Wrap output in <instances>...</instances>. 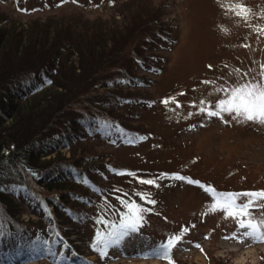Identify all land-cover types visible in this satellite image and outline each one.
<instances>
[{
	"label": "rangeland",
	"instance_id": "374dc122",
	"mask_svg": "<svg viewBox=\"0 0 264 264\" xmlns=\"http://www.w3.org/2000/svg\"><path fill=\"white\" fill-rule=\"evenodd\" d=\"M236 3L248 9L247 20L227 10ZM149 16H159L160 22L144 23ZM1 19L24 29L37 25L47 31L37 47L35 41L26 46L29 56L13 70L24 66L28 70L8 81L13 88L28 81L35 69L50 65L60 44L76 43L83 52L84 70L80 75L72 71L81 63L76 50L68 53L67 61L61 60L66 76L59 78L54 89L67 83L68 96L85 93L75 97L70 115L53 121L51 134L64 130L68 122L83 121L81 116L88 117V130L82 128L85 136L77 138L70 149L62 147L60 153L69 161H78L80 171L89 174L96 187L108 190L96 200L95 207H79L74 200L67 204L79 210L75 221L78 228H68L78 253L70 242H62L55 249V257L37 255L27 262L0 264H167L144 254L183 228L188 231L172 250L174 264H264V242L224 239L243 230L237 229L232 218L225 219L222 212L208 211L211 198L199 185L172 178L186 177L219 192L264 191V124L233 119L227 113L210 117L199 111L201 107L213 109L217 100L226 96L216 89L244 83L245 73L247 78L259 79L264 64V34L256 29L264 28V0H0ZM102 26L116 28L111 59H119V69L107 70L103 62L106 57L97 55L99 49L93 43L87 46L81 39L87 30ZM145 35L156 37L154 46L144 43ZM137 51L141 56L148 55V60L135 63L132 55ZM124 69L144 82L140 80L135 86L110 84V75L122 74ZM94 71L97 82L88 90L90 80L86 82V77ZM170 97L174 100L162 103ZM201 100L205 104L201 105ZM78 107L80 111L73 110ZM94 122H109L112 127L97 129ZM129 131L134 132L133 138L139 131L150 132V136L139 142L128 139L133 141L129 143L122 140ZM107 133L115 139L112 141ZM108 163L131 167L125 173L134 175L112 173ZM143 179H155L156 183L142 184L139 181ZM127 193H135L140 205L145 200L137 193L155 203L146 202L150 211L143 213L138 231L120 246L110 247L102 259L91 247L94 234L107 231L97 220L119 221L126 211L120 200L127 201ZM83 194L88 199L96 189L88 187ZM14 198L23 222L39 219L23 194ZM244 199L241 197V202ZM34 227L32 233L36 234L40 225ZM61 253L70 258L61 259Z\"/></svg>",
	"mask_w": 264,
	"mask_h": 264
},
{
	"label": "trees",
	"instance_id": "16d2710c",
	"mask_svg": "<svg viewBox=\"0 0 264 264\" xmlns=\"http://www.w3.org/2000/svg\"><path fill=\"white\" fill-rule=\"evenodd\" d=\"M158 17L149 16L143 22H160ZM16 26L7 24L6 20H0V225H3V230L6 232L5 236L0 237V263L27 261L36 259L37 255L47 257L51 255L49 249L55 251L58 246V243H54V241L60 239L64 243L72 244L73 238L69 236L71 234L69 229L70 227L78 228L75 221L79 219V210L67 206L68 202L74 200L79 207L82 204L95 207L96 200L105 196L106 190H108L103 186L96 187L88 178L89 174L86 175L80 171L78 161H69L66 157L63 158L60 153L62 147L70 149L77 143V138L80 140L85 136L82 133V128L88 130L91 122L88 117L86 119L81 116L83 121H78L80 124L68 122L64 130L58 134L55 132L51 134L55 128L53 121L65 119L70 115L75 97L83 96L85 93L78 91L76 95L70 97L66 93L67 83L60 82L56 90L54 89L58 81L66 76L61 63L69 59L68 53H71L72 49L76 50L78 61L81 62L78 66H74L72 71L78 72L77 75L82 73L84 70L82 69L83 59L85 58L83 52L79 51L76 43L60 44L50 59V65L43 66L40 70L35 69V74L30 75L28 81L19 82L13 88L8 83L20 73L28 70H25L27 66L13 70L20 64L18 62L24 60L25 56H29L26 46L34 41L36 46L39 39L47 37L44 27L39 28L40 26L36 25L35 27L38 28L24 29L18 24ZM150 27L152 26H149L148 29ZM115 31L114 27L109 29V27L102 26L92 31L87 30L86 34L81 36V39H85L84 45L88 46L93 43L96 49H99L96 52L97 55L103 54L102 56L106 57L103 62H105L104 67L107 70L115 67L119 69L121 66V64L116 66L119 59L114 61L111 59L114 54L112 37ZM155 39L154 35H145L144 43L154 46ZM68 44H70L69 47ZM72 44L73 48H71ZM107 45L108 47H106ZM138 52L140 51L132 55L135 63L137 60L139 62L148 60V55L141 56V52ZM152 57L154 56L152 55ZM33 64L35 65V63ZM150 66L155 67L154 64H150ZM95 75H97L96 71L86 77V82L90 80L88 90H91V87L97 82V79L94 78ZM110 76L109 83L114 85L135 86L140 80L144 82L139 76H135L125 69L122 74L117 72ZM45 80H50L51 83H45ZM47 96L50 97L45 98ZM73 110L80 111L81 107L73 108ZM90 133L92 132L90 131ZM133 133L129 131L127 137L122 140L136 139L139 142L140 137H143L140 140L145 141L150 136V132L139 131L137 137L133 138ZM107 136H110L112 141L115 139L112 134L107 133ZM51 152H55L54 155L46 157ZM108 166L115 174L119 171L125 173L127 172L125 170L132 169L110 163ZM102 174L106 178V174ZM82 178L87 179L89 183L82 186ZM88 187L96 189V194L86 199L83 193ZM19 194L25 196V200L39 215V219L28 218L23 222L18 217L16 208L18 203L14 197ZM133 194H126L127 201L139 204L140 202L134 199L135 193ZM141 206L150 209L146 205V201ZM148 212L145 213L148 214ZM43 223H46L44 228L42 227ZM37 224L40 227L34 234L32 232ZM72 245L77 251L78 246ZM17 251H21V254L17 255Z\"/></svg>",
	"mask_w": 264,
	"mask_h": 264
},
{
	"label": "snow or ice",
	"instance_id": "6c2138e0",
	"mask_svg": "<svg viewBox=\"0 0 264 264\" xmlns=\"http://www.w3.org/2000/svg\"><path fill=\"white\" fill-rule=\"evenodd\" d=\"M227 10L235 12L236 15L241 16L245 20L248 18V9L241 3L227 6ZM256 30L264 34V28H257ZM260 68L261 70L258 73L259 79L256 77L247 78V73H245L244 76L246 79L244 83H238L230 88L222 87L216 89L217 92L223 91L226 93V96L218 99L213 109L201 107L199 111L210 117H221L222 114L227 113L232 115L233 119H243L245 121L264 124V64H262ZM235 71L239 72L240 70L236 69ZM44 82L51 83L50 80H45ZM204 83L210 82L204 81ZM180 95H183V93H180ZM173 100L174 98L170 97L163 100L162 103L167 104ZM200 104H205V101L201 100ZM179 106L180 105L177 103V107ZM189 115H191V113ZM94 123L97 124V129H109L112 127L109 122ZM139 139H143V137ZM128 142L132 143L133 141L129 140ZM117 174L134 175L132 173ZM172 178L176 180H186L187 183L199 185L211 198L208 211L213 213L222 212L225 219L232 218L236 222L237 229L243 230L234 232L230 237L225 236L223 237L224 239H235L239 243H243L245 240H250L252 243L264 242V191L244 193L219 192L211 186H205L200 184L199 181H194L186 177L174 175ZM81 182L84 184L89 183L87 179L83 178ZM139 182L142 184L155 185L156 180L143 179ZM137 195L148 203H155L154 200L149 199L148 196L144 194L137 193ZM241 197L245 198L243 202H241ZM120 203L126 211L120 215L118 222H110L104 220L103 217L97 220V223L104 224L107 231H97L94 234L91 247L94 251L98 252L102 259L107 255L110 247L120 246L126 237L137 232L144 219L143 213L150 211V209H145L136 202L120 200ZM187 231V228L181 229L179 233L173 234L167 237L163 242L153 246L150 251L144 255L146 257L162 259L166 261L167 264H174L171 256L172 250L182 242L183 236ZM5 235L6 232L3 230V225H0V237ZM54 243H62V241H54ZM65 247L67 246L65 245ZM196 247L199 248L200 245H196ZM49 252L54 257L56 256V252L52 249H49ZM20 254L21 251H17V255ZM60 256L61 259L70 258L67 253H61Z\"/></svg>",
	"mask_w": 264,
	"mask_h": 264
},
{
	"label": "bare ground",
	"instance_id": "6f19581e",
	"mask_svg": "<svg viewBox=\"0 0 264 264\" xmlns=\"http://www.w3.org/2000/svg\"><path fill=\"white\" fill-rule=\"evenodd\" d=\"M157 263H158V262H156V261H155V262H153V264H157Z\"/></svg>",
	"mask_w": 264,
	"mask_h": 264
}]
</instances>
